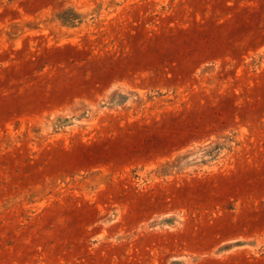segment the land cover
<instances>
[{
  "label": "rangeland",
  "instance_id": "1",
  "mask_svg": "<svg viewBox=\"0 0 264 264\" xmlns=\"http://www.w3.org/2000/svg\"><path fill=\"white\" fill-rule=\"evenodd\" d=\"M0 264H264V0H0Z\"/></svg>",
  "mask_w": 264,
  "mask_h": 264
}]
</instances>
